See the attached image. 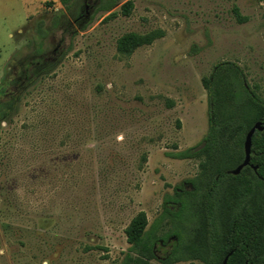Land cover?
I'll use <instances>...</instances> for the list:
<instances>
[{"label":"rangeland","instance_id":"obj_1","mask_svg":"<svg viewBox=\"0 0 264 264\" xmlns=\"http://www.w3.org/2000/svg\"><path fill=\"white\" fill-rule=\"evenodd\" d=\"M62 2L0 0V102L17 95L0 124V264H120L130 221L143 212L150 227L164 197L199 174L201 159L171 155L207 132L213 67L235 63L264 99L262 0H121L94 16L89 2L82 31ZM157 32L130 57L117 53L122 36ZM61 55L31 79L28 63ZM170 229L165 221L157 236Z\"/></svg>","mask_w":264,"mask_h":264},{"label":"trees","instance_id":"obj_2","mask_svg":"<svg viewBox=\"0 0 264 264\" xmlns=\"http://www.w3.org/2000/svg\"><path fill=\"white\" fill-rule=\"evenodd\" d=\"M62 1L73 23L82 31L92 21L90 17L87 23V14L81 12L87 3L91 2L89 8L94 16L111 12L121 0ZM78 3L80 11L74 14ZM132 9L133 2L126 1L120 7V14L129 17ZM233 12L238 18L237 9ZM115 16L112 13L107 19ZM63 19L64 14L57 22L62 21L65 34L71 35L70 22ZM58 23H53L54 29ZM43 36H40L42 40ZM159 36L158 32L126 34L117 42V53L130 57ZM33 43L40 53L41 40L40 44ZM62 56L28 63V68L33 67L31 79L37 80L52 72ZM25 75L23 72L20 77L25 79ZM14 84L11 79L5 83L6 86ZM203 86L207 96V132L199 146L171 155L178 161L201 159L199 174L175 187L172 196L164 197L162 212L150 227L143 212L130 221L124 231L130 247L120 264H148L152 260L162 264H222L229 253L232 255L227 264H264V131L255 132L252 137L250 167H245L237 176L228 174L244 159L243 144L251 126L264 122V99L252 91L242 69L232 62L216 64ZM16 96L15 92L0 102V124L14 112ZM165 221L173 229L157 236ZM169 243L164 257L158 258L157 249Z\"/></svg>","mask_w":264,"mask_h":264},{"label":"water","instance_id":"obj_3","mask_svg":"<svg viewBox=\"0 0 264 264\" xmlns=\"http://www.w3.org/2000/svg\"><path fill=\"white\" fill-rule=\"evenodd\" d=\"M263 1V6H264V0ZM252 128L248 131L246 134L244 144H243V151H244V159L242 163L233 171H230L229 174L233 176H237L240 174V172L245 168L250 165V156H251V146H252V137L255 132H263L264 131V122H257ZM256 167H253V170L256 171ZM232 255V253H229L224 260L222 261V264H227L228 258Z\"/></svg>","mask_w":264,"mask_h":264},{"label":"flooded vegetation","instance_id":"obj_4","mask_svg":"<svg viewBox=\"0 0 264 264\" xmlns=\"http://www.w3.org/2000/svg\"><path fill=\"white\" fill-rule=\"evenodd\" d=\"M53 54H55V51L53 52ZM53 59V58H52ZM52 59H48V60H52ZM238 167V166H237ZM236 167V168H237ZM248 167H250V165L248 166ZM228 174H229V172H228ZM161 247H165V246H162V244H161ZM169 250V249H168Z\"/></svg>","mask_w":264,"mask_h":264}]
</instances>
